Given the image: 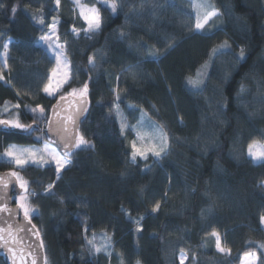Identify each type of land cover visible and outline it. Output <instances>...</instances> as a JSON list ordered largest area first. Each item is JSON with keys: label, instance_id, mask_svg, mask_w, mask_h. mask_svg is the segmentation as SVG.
<instances>
[{"label": "trees", "instance_id": "1", "mask_svg": "<svg viewBox=\"0 0 264 264\" xmlns=\"http://www.w3.org/2000/svg\"><path fill=\"white\" fill-rule=\"evenodd\" d=\"M108 1L116 13L97 3L101 28L86 34L73 0H0V119L18 113L32 126L0 132V171L28 182L21 195L46 264H240L246 253L264 264V160L247 153L264 144V0H211L220 17L202 32L191 0ZM55 18L71 67L60 95L86 84L90 99L80 135L91 146L72 151L59 176L51 164L18 168L3 157L10 145L39 142L42 120L30 109L49 119L58 99L42 91L55 61L39 44ZM216 48L205 84L191 89L187 79ZM142 111L169 148L133 163ZM213 230L229 254L217 251ZM102 234L110 247L96 252L88 241L96 247Z\"/></svg>", "mask_w": 264, "mask_h": 264}, {"label": "snow or ice", "instance_id": "2", "mask_svg": "<svg viewBox=\"0 0 264 264\" xmlns=\"http://www.w3.org/2000/svg\"><path fill=\"white\" fill-rule=\"evenodd\" d=\"M57 6H59L60 0H55ZM80 0H76V3L79 4ZM104 6L108 7L111 9V12L113 14L116 13L117 11V5L115 2L108 4L107 0H104ZM201 7H206L207 5H200ZM13 12L16 11L15 7L12 9ZM80 15L85 19L87 22L88 28L85 30L86 34L87 32H92L95 33L101 28V17L99 15V10L96 7H91V8H85V6H81V12ZM217 13L215 11L211 12H206L204 17H203V22H198L196 23L195 27L196 29H202L204 28V25L208 23L209 19L211 17L216 16ZM40 23H43V19L40 20ZM56 23L58 21L54 20L53 24L49 25L51 32L55 34L56 32ZM73 33H76V30L73 29ZM123 36V33L121 34ZM42 41L47 44L49 48H52L51 44H48L49 37L44 36L40 38ZM4 48H8V44L4 45ZM61 46H57V49H60ZM53 57L56 59L57 64L59 65L60 63V56L62 55V51L58 50H53L52 53ZM241 55H243V52H241ZM67 65V62H65ZM89 64L94 66L93 63V58H89ZM56 70H53V76H55ZM199 75V73H198ZM0 79H3V76L0 75ZM65 83H68V73H64V78L62 79H57L55 82V86H53L52 83V77H49V83L44 86L42 91L49 97H56L60 90L62 89L63 85ZM190 84L199 86L200 81L199 80H190ZM79 95L81 97H84L87 95V85L85 84L83 89L79 90L77 92L76 89H72L71 92L67 93L66 95H59L57 99V104L53 106V115L54 116H59L60 111L59 109L63 107L62 101H65L67 99V96H75ZM82 106L79 107L75 113L64 116L60 120L59 126L56 128V135L59 137L60 141L63 142V149L64 151L58 152L55 147H52L49 143H45L43 145V148L40 149H32V148H20L17 149L16 146H10L9 149H7L4 153V156L10 157L11 161L18 167L22 168L25 164H28L31 162L32 164H38V163H43L47 164L49 162H54L56 166V171L57 173L60 172L61 169H64L66 166L71 164V160L68 159L73 153L72 150L74 149H79L81 146H88L90 147L91 145L89 142L82 136L76 134L78 131V121L80 116L87 110L86 104H84L83 101H81ZM14 107L19 108V105H15ZM117 108V114H119V106H115ZM5 111H7V102L5 105ZM31 112L35 113L36 116L34 119H40L44 120L45 115H44V108L41 106H36L35 108L30 109ZM18 113L16 114L15 117L12 119H0V125H3L5 127H11L14 129H20L24 131H30L32 130L31 125H25L19 121L18 118ZM49 128L48 131L51 133L53 132V123L49 119ZM69 124L72 125V131L69 130ZM126 125L125 123H121V132L124 131ZM136 126H134L135 128ZM35 130H40V129H35ZM140 142V146H138L137 142ZM167 147V142L166 138L164 139L163 143L160 145L154 144L149 140L148 143L144 142V135L141 134L140 132H137V138L131 142V161L133 163L136 162L137 158H141L144 160L148 159L149 154H151L154 157H160L162 153L165 152V149ZM256 148L257 151H253V148ZM248 154L251 156L253 159L256 160H264V144H259L256 141H253L252 143L249 144L248 146ZM8 177H15L16 180L19 182V185L22 189H24L25 193L28 192V187L27 184L28 182L25 181L19 174L18 171H11L6 174ZM0 182L4 183V186H7V182L4 181L3 177H0ZM52 185H49V188H51ZM27 195H21L18 197L17 203H18V208L23 210L24 217L27 219L29 218V214L33 212V209L28 205L27 203ZM159 203L155 205L153 208V211L158 210L159 208ZM0 213H9L8 219H11L12 216V210L7 207L6 204H0ZM0 219H4L3 217H0ZM261 223L264 224V217H261ZM34 227V226H33ZM18 230H24V229H18ZM7 232L9 237H12L13 239H16V237L13 236V225L8 224L7 228L0 227V240H4L5 237L3 233ZM215 239V246L218 252L224 253V254H229L230 250L226 249L225 247L222 246V238L219 232L213 230L210 234ZM6 242V241H5ZM88 243L92 245L95 249L96 252H100L102 249L100 247H95L93 244V241L89 240ZM41 247L42 242H41ZM261 248H264V244L260 245ZM31 254V253H29ZM247 260L249 261V264H252V262L257 259L253 254H245ZM183 259L185 257H181V262H183ZM32 264H37L36 258H33Z\"/></svg>", "mask_w": 264, "mask_h": 264}, {"label": "water", "instance_id": "3", "mask_svg": "<svg viewBox=\"0 0 264 264\" xmlns=\"http://www.w3.org/2000/svg\"><path fill=\"white\" fill-rule=\"evenodd\" d=\"M81 101L86 104L87 110L80 116L77 122L78 131L76 134L80 135V127L87 115L90 104V99L87 95L84 97L76 95L67 96V99L61 102L63 107L59 109V116L53 115V106L57 104L56 100L51 108L49 116V119L53 123V132L50 133L48 131L49 123L46 129L41 128L51 144L56 146L61 153L64 151L63 142L60 141L59 137L56 135V128L59 126L62 117L75 113L76 110L82 106ZM68 127L70 131L73 130L71 124H69ZM0 132L27 134L30 131L0 125ZM9 172L11 171H0V177H3L4 181L7 182L6 187L4 183L0 182V204H6L7 207L12 210V216L11 219H8L9 213H0V217L4 218L0 219V227L7 228L8 224L13 225V236L16 237V239L9 237L7 232L3 233L5 239L0 240V254L4 256L5 264H32L33 258H36L37 264H46L45 251L44 247L40 246L42 240L37 227L30 217L27 219L24 217L23 210L18 208V204L14 203V196L21 195L23 189L20 187L15 177H8L6 175Z\"/></svg>", "mask_w": 264, "mask_h": 264}, {"label": "rangeland", "instance_id": "4", "mask_svg": "<svg viewBox=\"0 0 264 264\" xmlns=\"http://www.w3.org/2000/svg\"><path fill=\"white\" fill-rule=\"evenodd\" d=\"M74 3H75V6H76V11H77V14L85 21V19L80 15V12H81V6H85V8H91V7H96V4L101 2L104 4V0H80L79 4L76 3V0H73ZM192 1V4H193V7H194V14H195V17H196V23L198 22V20L200 22H203V17L205 15L206 12H211V11H215L217 13L216 16H213L211 17V19H209L208 23L204 25V28L202 29H196L198 32H202L203 30H205V27L209 24V23H212L213 21H215L216 19H218L220 17V12L216 9H214L213 5H212V2L211 0H191ZM107 3L108 4H111L112 2L108 1L107 0ZM200 5H207L206 7H201ZM97 8V7H96ZM98 9V8H97ZM54 20L58 21L57 18H55ZM54 20L52 21V24L54 22ZM218 21V20H216ZM86 23V29L88 28V25H87V22L85 21ZM217 23H220V22H217ZM91 33V32H90ZM44 36H47L49 37V40H48V44H51L52 45V48H49L47 46V44H45L44 41H42L41 39L39 40V44L44 46V48L46 49L47 53L49 56H51L52 59H54L55 61V67L54 69L56 70V73H55V76H53V70L50 74V77H52V83H53V86H55V82L57 79H62L64 78V73L67 72L68 73V82L70 80V77H71V67H70V62H69V59L68 57L66 56V53H65V50H64V47H63V44L58 40V37H57V23H56V32L55 34H53L51 32V29L49 28L48 32L46 35ZM43 36V37H44ZM61 46L60 49H57V46ZM220 48H216L213 50L211 56H210V59H208V61H206L201 67L200 69L198 70L197 74L195 76H192V77H189L187 79V85L193 89V90H199L203 87V85L205 84L207 78H208V75H209V72H210V69H211V66H212V63H213V60H214V57L215 55L217 54V52L219 51ZM53 50H58V51H62V55L60 56V63L59 65L57 64V61L56 59L53 57L52 53H53ZM2 64L5 65L6 63V58L3 56L2 57V60H1ZM65 62H67V65L65 64ZM199 73V75H198ZM190 80H199L200 81V84L199 86H196V85H193V84H190L189 81ZM68 83H65L62 87V89L60 90V92L58 93V95L56 97H59L60 94H62V91L64 90L65 86L67 85ZM79 92V91H77ZM76 96H79V95H76ZM49 97V96H48ZM56 97H50L51 99L52 98H56ZM10 108V106L8 105L7 106V111H5V108L2 110L3 113H9L8 112V109ZM11 117L15 116V114H11L10 115ZM10 116H7L8 118ZM12 119V118H11ZM48 121V119H44L41 121V124H42V127L43 129H46V122ZM135 134L137 136V132H140L141 134L144 135V142L145 143H148L149 140H151L152 143L154 144H157V145H160L163 143L164 139L166 138V142H167V147L165 149V152L161 154L160 157H155L156 159H160L162 156H164L169 148V138H168V135L167 133L165 132V130L159 125L157 124L155 121H153L149 115L142 111L140 112V115L139 117L137 118V121L135 123ZM43 133V134H42ZM41 133V136H40V140L38 143H36L35 145H32V144H24V145H15L17 149H20V148H32V149H40V148H43V145L45 143H49L52 147H55L57 149L58 152L59 149L54 146L53 144H51V142L44 138V131ZM36 139H37V135H35ZM138 146H140V142L138 141ZM259 144H263L261 142H258ZM10 146H13V145H10ZM7 147V149H9V147ZM6 149V150H7ZM5 150V151H6ZM253 151H257V149L254 147L253 148ZM5 153V152H4ZM248 153V151H247ZM151 155V154H149ZM249 156V154H248ZM3 157L12 162L11 161V158L10 157H7V156H4ZM251 157V156H250ZM139 158V157H138ZM252 158V157H251ZM68 159H70L68 157ZM253 159V158H252ZM71 160V159H70ZM255 161L259 162V161H262V160H256L254 159ZM13 163V162H12ZM14 164V163H13ZM28 164H31V165H36V166H44L45 164L43 163H38V164H32L31 162H29ZM28 164H25V165H28ZM47 164H51L53 165V167L55 168V171H56V166H55V163L54 162H49ZM15 165V164H14ZM24 165V166H25ZM16 166V165H15ZM67 168V166L65 167ZM64 168V169H65ZM64 169H61L59 173H57L56 171V175L59 176L60 173L62 172V170ZM263 227H264V224H263ZM107 235V234H106ZM102 234L100 237H99V244L97 245L96 244V247H100L102 250L101 251H107L108 248L110 247V241H109V238ZM250 254H253V253H250ZM257 259H255L254 262H252V264H260L259 262V258L256 254H253ZM240 264H249V261L247 260L246 256H244L241 260V263Z\"/></svg>", "mask_w": 264, "mask_h": 264}, {"label": "built area", "instance_id": "5", "mask_svg": "<svg viewBox=\"0 0 264 264\" xmlns=\"http://www.w3.org/2000/svg\"><path fill=\"white\" fill-rule=\"evenodd\" d=\"M48 124V121L46 122V125Z\"/></svg>", "mask_w": 264, "mask_h": 264}]
</instances>
